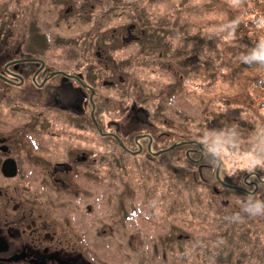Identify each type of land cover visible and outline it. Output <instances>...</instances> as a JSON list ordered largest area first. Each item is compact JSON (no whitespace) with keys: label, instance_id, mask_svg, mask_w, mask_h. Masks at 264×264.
<instances>
[{"label":"rangeland","instance_id":"1","mask_svg":"<svg viewBox=\"0 0 264 264\" xmlns=\"http://www.w3.org/2000/svg\"><path fill=\"white\" fill-rule=\"evenodd\" d=\"M16 14L30 29L12 28L13 42L40 55V80L56 70L92 80L104 133L132 152L149 135L154 152L200 142L217 158L202 160L195 144L154 158L147 138L140 155L125 152L99 135L89 104L82 115L64 108L72 92L58 78L36 103L9 88V118L40 144L36 169L22 157L10 179L23 209L93 264H264V209L249 206L264 183L246 197L216 180L218 161L226 184L253 191L264 180V0H0V25ZM82 152L88 162L75 163ZM69 160V173L54 171Z\"/></svg>","mask_w":264,"mask_h":264},{"label":"flooded vegetation","instance_id":"2","mask_svg":"<svg viewBox=\"0 0 264 264\" xmlns=\"http://www.w3.org/2000/svg\"><path fill=\"white\" fill-rule=\"evenodd\" d=\"M21 25L22 21L8 20L0 25V238L3 243H7L6 249L0 253V264H89L82 256H73L56 232H50L53 227L51 221H42L43 216L37 215L33 209H23L22 196L17 191L19 187H10L11 182L7 174L16 170V167L18 171L25 170L22 168V157L28 159L29 170L36 169L39 163V142L27 138L23 133V124L15 123L9 118V88L22 90L16 99L25 98L31 103H36L40 93L38 80L45 71V68L41 71L40 62L31 61L36 58L35 55L24 53V39L13 42L14 34L11 28ZM24 59L30 62H22ZM27 64L33 67L29 72L25 68ZM67 73L72 77H62L59 80L60 89H69L74 91L75 95L73 98L72 95L63 98L62 102L66 104L64 108L71 112L76 108L82 113L89 98L79 90L81 84L77 78L88 86L92 80L84 78L83 73L76 70ZM19 77L24 80L22 85H17ZM54 79L56 78H51L49 83ZM56 88L57 86L53 85L49 91L50 100L54 104L60 99ZM29 119L32 123L29 125L36 124L33 116ZM22 150L24 155H21ZM83 154L85 153L77 154L75 161H83ZM69 163L70 160L57 162L52 167L56 172L68 173L72 170V164L68 165Z\"/></svg>","mask_w":264,"mask_h":264},{"label":"trees","instance_id":"3","mask_svg":"<svg viewBox=\"0 0 264 264\" xmlns=\"http://www.w3.org/2000/svg\"><path fill=\"white\" fill-rule=\"evenodd\" d=\"M19 14H20V13H19ZM19 14L14 15L13 18L15 17V18L17 19ZM15 18H14V19H15ZM43 43L46 45V42H45V41H44ZM44 44H43V46H44ZM44 47H45V46H44ZM95 88H96V87H95ZM74 95H75V92L72 91V98L74 97ZM95 99H97V96H96ZM200 151H201V150H200ZM192 152H193L194 154L197 153L195 150H193ZM208 157H210V156L204 154L202 160H205V159L208 158ZM210 158H211V157H210ZM206 168H208V166H206V165H204V164L199 165V169H200V170H202V169H206ZM192 178H193V176H192ZM194 180H196V179L194 178ZM260 184H262V183H259V185H260ZM224 189H225V188H224ZM233 192L240 193V194H242V195H244V196H246V197H249V196H251V197H255V196L258 195V193H259V191H257V192L254 193V194H249V193H246V192H243V191H237V190H233ZM259 201L264 202V196H262V197L259 199ZM263 209H264V208H263ZM91 263H92V262H91ZM92 264H93V263H92Z\"/></svg>","mask_w":264,"mask_h":264},{"label":"water","instance_id":"4","mask_svg":"<svg viewBox=\"0 0 264 264\" xmlns=\"http://www.w3.org/2000/svg\"><path fill=\"white\" fill-rule=\"evenodd\" d=\"M22 61H24V60H22ZM57 73H61V72H56V73H53V75H55V74H57ZM151 143V142H150ZM199 144V143H198ZM122 145V147L124 148V145L123 144H121ZM179 144H175V145H173L172 147H170V148H168V149H166V150H164V151H160V152H157V153H152L151 152V150H150V145H149V147H148V149H149V152L150 153H152L153 155H155V156H158V155H160L162 152H167V151H170V150H172V149H174V148H176L177 146H178ZM200 145V144H199ZM140 148V150H141V147H139ZM135 154V153H134ZM212 155V154H211ZM213 156V155H212ZM219 168H220V164H219V166H218V170H217V176H218V171H219ZM218 178H219V176H218ZM220 181V180H219ZM221 182V181H220ZM222 183V182H221ZM228 187H230V188H234V189H238V190H241L240 188H236V187H231V186H228ZM6 243H3V241H2V239L0 238V252H2V251H4L5 249H6Z\"/></svg>","mask_w":264,"mask_h":264},{"label":"clouds","instance_id":"5","mask_svg":"<svg viewBox=\"0 0 264 264\" xmlns=\"http://www.w3.org/2000/svg\"><path fill=\"white\" fill-rule=\"evenodd\" d=\"M249 206L251 209H255V210L259 211L262 208H264V202L255 201L254 203H251Z\"/></svg>","mask_w":264,"mask_h":264}]
</instances>
